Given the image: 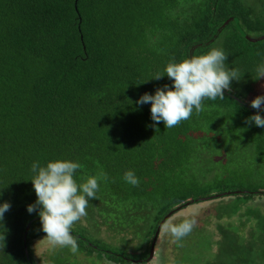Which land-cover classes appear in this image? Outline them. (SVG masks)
<instances>
[{"label": "trees", "instance_id": "obj_1", "mask_svg": "<svg viewBox=\"0 0 264 264\" xmlns=\"http://www.w3.org/2000/svg\"><path fill=\"white\" fill-rule=\"evenodd\" d=\"M228 19L240 28L233 21L215 39ZM195 47L223 49L240 80L179 125L153 127L151 104L136 101L171 85L155 75ZM261 64L264 0H0V205L11 204L0 264H142L159 240L158 264H264V128L245 123L264 95ZM228 135L252 154L218 169L207 157L219 144L217 160L227 158ZM56 160L81 165L78 183L109 177L82 218L122 235L121 248L75 225V254L43 240L39 210L27 211L37 200L31 165ZM128 170L139 187L123 179ZM194 206L208 213L178 215ZM169 218L196 224L176 241L161 231Z\"/></svg>", "mask_w": 264, "mask_h": 264}, {"label": "clouds", "instance_id": "obj_2", "mask_svg": "<svg viewBox=\"0 0 264 264\" xmlns=\"http://www.w3.org/2000/svg\"><path fill=\"white\" fill-rule=\"evenodd\" d=\"M228 56L223 49L212 47L203 55H193L191 58L176 62L175 57L167 64L163 73H157L155 80L167 76L171 85L165 84L157 88L155 94L145 93L136 103L138 105L151 104V119L155 127L160 122L166 129L179 125L191 118L193 111L199 114L203 111L205 99H224L225 90L231 91L233 81H239V70L226 66ZM257 80L264 79V64L257 67ZM250 106L257 110V114L248 117L246 124H254L264 128V117L260 114L264 106V95L255 97ZM81 167L79 163L70 160L50 161L41 166L38 161L31 165L33 173L30 180L33 184L37 200L27 207L31 214L38 211L42 231L46 233V240L53 247H67L75 254L78 252L76 238L71 234L74 223L87 215L89 200L97 199L99 191L98 179L107 181L109 177H88L86 182L78 183L74 174ZM125 182L139 187L140 180L134 171L124 173ZM11 208L9 202L0 205V227L3 228L4 215ZM169 218L161 225V231L170 234L176 241L181 240L192 231L196 224L194 219H184L174 223ZM5 240V235L0 237Z\"/></svg>", "mask_w": 264, "mask_h": 264}, {"label": "rangeland", "instance_id": "obj_3", "mask_svg": "<svg viewBox=\"0 0 264 264\" xmlns=\"http://www.w3.org/2000/svg\"><path fill=\"white\" fill-rule=\"evenodd\" d=\"M261 89V88H260ZM258 93L259 94H262L263 93V91L262 90H258ZM259 94H256V96L257 95H259ZM227 139H226V142L228 143H232V142H234V144H233V147H230V152L229 153H226L227 154V158L225 157V159H221V160H217L218 159V157L220 156H224L225 155V153L221 150V148H218V146H219V144L218 145H216L214 148V150L213 151H211L210 152V154H209V156H210V158H211V155H212V153H213V157L215 156V159L216 160H212L211 162H210V158H209V156L207 157L208 159H207V162L211 165V166H215L216 168H218V169H220V168H225L226 166L228 167V168H231L232 167V162H229L230 161V159H232V158H235V156L237 157V158H240L241 157V155H243V158H244V156H245V154L247 155V159L248 158H250L251 157V154H252V152H250V150L249 151H244L243 149V151H241V150H239L238 148H240L239 146V144H237V146H238V148H235L234 146L236 145V143H237V141H236V139H235V137H233L232 135H228V137H226ZM223 141H224V139H223ZM223 145L225 144V145H228V144H226V143H222ZM245 152V153H244ZM251 162H255L258 166L260 165V159H258V157H256V156H254V159H251ZM261 164H262V162H261ZM263 173H264V169H263V171H262ZM207 205H203L202 207H206ZM203 209V208H202ZM200 207L198 208V207H196V206H194V207H191V208H188L187 210H185V211H182L181 213H179L178 215L180 216V217H183V216H185L186 217V215H189V214H193L194 216H196V217H198L199 216V211H201L202 210ZM207 212L208 213V211H207V208H206V210L205 209H203L201 212L202 213H204V212ZM177 220H180V218H178ZM78 222V224L79 225H81V226H79V225H77L76 223H74V225L75 226H78V227H80L81 228V233H84V234H86L89 238H95V239H102V241L104 242V244H106L107 246H109L110 247V249H119V248H121V246H123L122 245V241H121V236L122 235H120V234H116V233H113L110 229H104L103 227H101V228H99L98 230L97 229H95V228H93L92 226H91V224L88 222V220H86V219H83V218H81V220L80 221H77ZM103 228V229H102ZM157 242H159V243H157L156 244V248H155V254H154V256L156 255V252H159V250L161 249V247L163 248L164 246H163V244H164V241L162 240V243H161V241L159 240V241H157ZM41 251V253L44 251L45 252V248H43V249H41L40 250ZM109 251V250H108ZM83 257V256H82ZM80 258V260H81V264H102L101 262H99V261H96V262H94L93 260H88V259H86V258ZM152 264H158L157 263V260H156V257H154L153 258V260H152Z\"/></svg>", "mask_w": 264, "mask_h": 264}, {"label": "water", "instance_id": "obj_4", "mask_svg": "<svg viewBox=\"0 0 264 264\" xmlns=\"http://www.w3.org/2000/svg\"><path fill=\"white\" fill-rule=\"evenodd\" d=\"M233 21H235L236 22V24H237V26H238V28H240V26H239V21L238 20H236V19H228L226 22H225V24L218 30V32H217V34H216V36H215V39L220 35V33L231 23V22H233ZM215 39H213L210 43H208V44H211ZM202 46H205V45H202ZM197 47H195V48H193L192 49V51H191V57L193 56V53H194V51H195V49H196ZM240 101V100H239ZM155 248H156V242H154L153 243V245H152V249H151V253H150V256H149V258L147 259V260H145V262L147 263V264H150L151 263V261L153 260V258H154V254H155ZM135 261V260H134ZM135 262H137V261H135ZM139 262H142L141 260H139Z\"/></svg>", "mask_w": 264, "mask_h": 264}, {"label": "flooded vegetation", "instance_id": "obj_5", "mask_svg": "<svg viewBox=\"0 0 264 264\" xmlns=\"http://www.w3.org/2000/svg\"><path fill=\"white\" fill-rule=\"evenodd\" d=\"M262 117H264V116H262ZM143 263L142 264H147L146 262H145V260H141ZM150 264H152V262L150 263Z\"/></svg>", "mask_w": 264, "mask_h": 264}]
</instances>
